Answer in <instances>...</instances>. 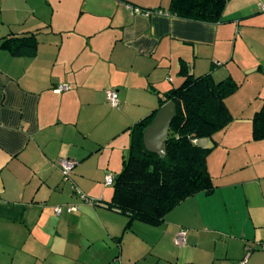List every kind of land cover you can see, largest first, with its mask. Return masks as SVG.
Segmentation results:
<instances>
[{
  "label": "crops",
  "instance_id": "crops-1",
  "mask_svg": "<svg viewBox=\"0 0 264 264\" xmlns=\"http://www.w3.org/2000/svg\"><path fill=\"white\" fill-rule=\"evenodd\" d=\"M170 3L0 0V264H239L247 255L264 264V139L252 138L264 101V0H227L215 23L176 16ZM32 35L20 54L5 45ZM186 73L240 84L227 98L233 121L218 132L223 162L208 157L216 188L157 224L130 221L108 207L105 178L121 171L130 128ZM62 158L76 161L68 180Z\"/></svg>",
  "mask_w": 264,
  "mask_h": 264
},
{
  "label": "trees",
  "instance_id": "trees-1",
  "mask_svg": "<svg viewBox=\"0 0 264 264\" xmlns=\"http://www.w3.org/2000/svg\"><path fill=\"white\" fill-rule=\"evenodd\" d=\"M227 0H171L170 13L184 18L219 22ZM34 35L11 38L5 45L13 54L24 47L34 48ZM240 84L230 76L215 81L211 73L199 76L186 73L178 87L164 94L162 105L176 104L166 140V155L161 157L146 149L145 128L158 109L130 128L131 143L122 169L113 182L108 207L138 219L157 224L176 205L198 193H211L216 185L208 169L210 147L200 145L202 138H212L233 121L227 98ZM252 138L264 139V101L254 114ZM197 141L194 142L193 140Z\"/></svg>",
  "mask_w": 264,
  "mask_h": 264
},
{
  "label": "built area",
  "instance_id": "built-area-1",
  "mask_svg": "<svg viewBox=\"0 0 264 264\" xmlns=\"http://www.w3.org/2000/svg\"><path fill=\"white\" fill-rule=\"evenodd\" d=\"M131 10L134 12V13H139V14H142V15H147L149 14L150 12L148 10H144V9H141V8H138V7H130ZM261 9L264 11V4L261 5ZM69 89V86L67 85H60L56 88V91H62V90H67ZM108 100H109V103L111 104V106L113 107H118L119 106V99H118V92L115 90V89H110L108 90ZM194 142H196L197 140L194 139L193 140ZM60 164V168H61V171H62V174H63V178L65 180H68L70 178V175L72 174V171L76 165V161L74 160H71V159H68V158H62L59 162ZM114 182V176L112 174H108L105 178V184L106 185H112ZM74 191H76L79 196L87 201V202H91L93 203V199L89 198L86 196V194H84L80 189H78L77 187H72ZM77 210V206L75 205H69L66 207V211L67 212H72V211H75ZM63 211V208L61 206H55L54 207V212L55 214H60L61 212ZM185 236H186V229L184 228H181L177 233H176V241L177 243H184L185 242ZM262 250H264V244L262 245ZM248 256V255H247ZM247 256L241 260L239 262V264H246L247 262Z\"/></svg>",
  "mask_w": 264,
  "mask_h": 264
},
{
  "label": "water",
  "instance_id": "water-1",
  "mask_svg": "<svg viewBox=\"0 0 264 264\" xmlns=\"http://www.w3.org/2000/svg\"><path fill=\"white\" fill-rule=\"evenodd\" d=\"M175 116L176 104L172 100L159 107L153 120L143 133V141L147 150L161 157L166 155V140L170 124Z\"/></svg>",
  "mask_w": 264,
  "mask_h": 264
},
{
  "label": "rangeland",
  "instance_id": "rangeland-1",
  "mask_svg": "<svg viewBox=\"0 0 264 264\" xmlns=\"http://www.w3.org/2000/svg\"><path fill=\"white\" fill-rule=\"evenodd\" d=\"M256 50H257V48H256ZM261 59H263V58H261ZM222 133H217V135H214L212 138H215V140H216V143H215V147L214 148H212V150H211V152H210V154H212V153H214L215 155V158H214V166H218L219 167V165H221L222 164V162H223V158H224V156H225V152H223V148H222V146L220 145V142H219V140L221 141V139H222V135H221ZM210 140L209 138H207V137H205V138H202V140L199 142L200 143V145H202V146H205V147H207V142ZM219 150H220V152H219ZM223 154H222V153ZM209 154V155H210ZM71 176V175H70ZM100 187H103V186H100ZM111 187L112 186H109V187H107V188H105V191H106V193L107 192H109V190L111 189ZM103 189H104V187H103ZM97 197H99V196H97Z\"/></svg>",
  "mask_w": 264,
  "mask_h": 264
}]
</instances>
